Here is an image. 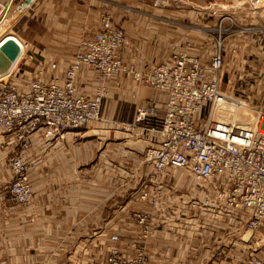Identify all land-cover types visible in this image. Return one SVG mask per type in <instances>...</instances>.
<instances>
[{
    "label": "crops",
    "instance_id": "1",
    "mask_svg": "<svg viewBox=\"0 0 264 264\" xmlns=\"http://www.w3.org/2000/svg\"><path fill=\"white\" fill-rule=\"evenodd\" d=\"M0 1H11V8L16 0ZM107 1L35 3L46 33L18 37L24 40L27 52L41 57L37 68L52 75L61 73L71 61L78 39L96 29L101 11L110 12L125 32L123 61L140 70L166 62L186 40L193 41L198 52L208 40L205 31L218 21L210 12L232 13L239 25L264 26V0ZM33 3L31 0L29 5ZM162 5L170 7L160 8ZM259 36L251 33L226 39L242 37L239 49L258 52L255 41ZM43 47L44 54L40 53ZM100 83L92 69L84 67L78 74V90L86 96ZM109 85L105 118L130 119L138 105L152 103L163 112L164 93L121 76L113 77ZM149 144L112 131L104 121L65 131L61 137L45 138L37 131L26 160L33 203L23 207L9 198L6 159L11 146L0 145V264H92L105 253L111 233L119 234L121 242L132 250L141 232L131 217L134 211L147 214L154 224L146 242L152 263H229L219 242L223 236L236 242L234 231L215 227L210 232L196 222L178 197L184 183L174 177L160 184L149 163L142 161V151ZM156 188H162L163 193L155 205L140 198L142 190ZM201 250V256H196ZM194 256L197 260L191 259Z\"/></svg>",
    "mask_w": 264,
    "mask_h": 264
},
{
    "label": "built area",
    "instance_id": "2",
    "mask_svg": "<svg viewBox=\"0 0 264 264\" xmlns=\"http://www.w3.org/2000/svg\"><path fill=\"white\" fill-rule=\"evenodd\" d=\"M10 5L11 1H0V19ZM217 22L218 37L207 29L208 40L198 52L193 41L186 40L166 62L140 70L123 61L125 32L110 12L101 11L96 29L78 39L61 73L43 75L40 70L22 87L12 71L0 79V145L11 146L6 167L13 203L21 207L33 203L26 160L35 132L41 131L45 138L61 137L65 131L104 121L115 132L151 142L142 151V161L149 163L160 184L174 177L184 183L178 197L196 222L210 232L215 227L234 231L236 242L227 236L217 239L228 249L222 251L230 258L227 264H264V105L259 106L263 110L247 108L239 99L219 95L226 36L258 33L255 42L264 63V26L239 25L227 12L220 13ZM84 67L101 78L90 96L77 87ZM115 76L164 93L163 112L152 103L138 105L131 122L103 118L102 104ZM205 110L207 116L202 118ZM241 119L250 125L242 133L233 126ZM162 193V188L146 189L140 198L155 205ZM131 217L141 229L139 243L129 250L119 234L111 233L105 253L92 264H155L146 245L154 230L152 220L140 211L131 212Z\"/></svg>",
    "mask_w": 264,
    "mask_h": 264
},
{
    "label": "rangeland",
    "instance_id": "3",
    "mask_svg": "<svg viewBox=\"0 0 264 264\" xmlns=\"http://www.w3.org/2000/svg\"><path fill=\"white\" fill-rule=\"evenodd\" d=\"M38 1L39 0H34V3L29 5L31 0H16L12 3V7L7 15L3 19H0V79L5 78L12 71L13 75L11 76L13 80L21 87L24 86L29 78L37 75L40 70L43 75H52L47 73L44 69L37 68L39 58L41 57H38L35 53L27 52L25 54L24 40L18 37L21 36L22 38L24 35H35L39 37L46 33V28L43 26V21L38 14L41 12L36 10L34 6L35 3V5L39 4ZM95 1L100 3L101 0ZM166 1L168 2V0H159L162 4ZM170 1L172 0H169V3ZM230 1L229 3H231ZM19 6H21V8ZM126 6L130 7L128 5ZM165 6L162 5L160 8L170 7L169 5ZM129 10L132 9L129 8ZM162 11L165 12L164 10ZM23 13L24 16H22ZM210 13L215 17V21L217 20V16L219 17L220 15L213 12ZM18 17H20V19L17 20ZM24 17L26 23L24 22ZM232 27L233 29L237 28L236 25H232ZM208 31L215 37H218V22L216 21L213 26H211V30ZM223 36L224 34H222V37ZM241 39L242 37H237L236 40L233 38L232 40L235 42H228L227 39L224 40L225 51L223 56L225 65L223 68L219 95L230 98L229 100L233 98L239 99L243 104H247L246 107L249 106L258 109L260 108L259 106L263 107L264 105V63H262L258 52L250 51L248 47L246 49L244 47L241 49L238 48V43ZM233 48L237 51L232 52ZM42 54H44V52ZM106 98L102 104V114L104 113L105 107L107 108L108 106V104L105 103ZM127 112L128 111H126V113ZM243 112L246 111L242 110V115ZM102 114L101 116L105 118ZM203 116H207L206 110L202 113V118ZM132 117L125 120H113L131 122ZM233 125L236 130L241 133L250 127V125L247 126L244 119L235 121ZM245 127L247 128L243 129ZM111 130L114 131L112 128ZM128 137L130 136L128 135ZM244 238H246V236H244ZM201 253L202 250L200 253L197 252L196 256H201ZM196 256L191 259L197 260L198 257Z\"/></svg>",
    "mask_w": 264,
    "mask_h": 264
},
{
    "label": "bare ground",
    "instance_id": "4",
    "mask_svg": "<svg viewBox=\"0 0 264 264\" xmlns=\"http://www.w3.org/2000/svg\"><path fill=\"white\" fill-rule=\"evenodd\" d=\"M237 121V120H236ZM233 123H235V122H233ZM234 126V125H233Z\"/></svg>",
    "mask_w": 264,
    "mask_h": 264
}]
</instances>
